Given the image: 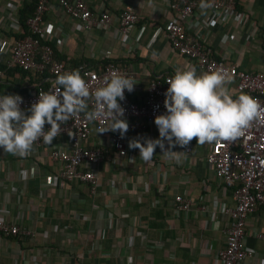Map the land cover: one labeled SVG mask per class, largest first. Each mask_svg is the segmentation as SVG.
Listing matches in <instances>:
<instances>
[{"label":"crops","instance_id":"crops-1","mask_svg":"<svg viewBox=\"0 0 264 264\" xmlns=\"http://www.w3.org/2000/svg\"><path fill=\"white\" fill-rule=\"evenodd\" d=\"M30 1L0 0V60L4 57L2 43L8 45L22 30L19 10ZM82 1L91 10H107L112 22L103 30L87 31L64 13L58 0H50L44 20L48 33L60 40V44L53 42L58 55L86 64L122 61L135 73L142 88L152 77L170 74L184 94L200 91L215 100L234 94L233 85L225 88L215 76L201 71L170 46L163 32L171 14L167 0ZM126 7L136 12L139 21L121 39L118 17ZM235 9L227 23L213 24L210 11L197 5L192 16L201 22L197 36L205 40L216 58L250 72L262 70L264 0H237ZM143 94L136 92L132 97L141 99ZM18 122L19 130L27 126V122ZM133 139L137 152L132 159L117 157L108 148V158L101 164L100 192L95 197L89 195L84 184L56 180L60 166L49 157L20 160L4 150L0 154V211L35 236L21 246L0 235V257L11 261V256L25 255L20 263L41 260L42 264H64L62 255H71L67 263L83 264L82 255L79 258L74 256L77 252H70L79 244L65 243V230L70 227L79 238L90 239L94 231L89 226L100 221L103 232L98 235L110 242L106 243L110 253L104 252L109 257H103L102 264H220L216 257L226 247L225 228L230 221L221 210L223 206L232 207L233 199L232 190L224 187L206 163L208 139L196 130L192 149L186 153L177 131L163 122L152 124L147 134H134ZM108 190L116 196L109 195ZM179 193L189 197L192 206L175 216L174 195ZM95 205L100 207L101 218ZM81 223L88 231L85 236L78 231ZM245 230L247 244L254 251L252 258L240 264H264V239L257 236L264 233V206L248 216ZM48 239L56 248L42 246Z\"/></svg>","mask_w":264,"mask_h":264},{"label":"built area","instance_id":"built-area-1","mask_svg":"<svg viewBox=\"0 0 264 264\" xmlns=\"http://www.w3.org/2000/svg\"><path fill=\"white\" fill-rule=\"evenodd\" d=\"M58 2L64 13L87 31L103 30L112 22L107 10H91L82 0ZM236 2L167 0L171 14L163 32L170 46L198 69L215 76L225 88L234 86L232 96L205 101L202 96L180 92L170 74L152 77L142 88L128 66L114 61L99 68L80 64L71 81L60 82L57 77L71 75L72 68L52 57L53 42L60 40L48 33L44 20L50 0H35L34 13L25 22L28 34L8 45L2 43L0 88L10 68L32 74L47 71L44 80L48 85L39 83L24 94L0 89V154L9 150L20 160L49 157L60 166L56 180L84 184L89 195L95 197L108 148L117 157L132 159L137 152L133 135L147 134L152 124L163 122L177 131L184 151L189 153L192 135L200 130L209 144L206 163L224 187L232 190L233 206L221 210L230 220L225 228L226 247L216 259L220 264H240L252 258L254 250L247 244L245 227L248 216L264 206V69L250 72L216 58L205 40L197 36L200 20L192 17L196 6L201 5L210 11L213 24L227 23L236 11ZM138 21L131 7L119 14L121 39ZM136 92L144 93L141 99L132 97ZM49 108L56 110L54 116L27 122L17 132L3 130L14 126V115L21 117ZM191 206L189 197L174 195L175 216ZM0 235L28 240L35 233L10 220L3 210ZM257 236L264 239L262 232Z\"/></svg>","mask_w":264,"mask_h":264},{"label":"trees","instance_id":"trees-1","mask_svg":"<svg viewBox=\"0 0 264 264\" xmlns=\"http://www.w3.org/2000/svg\"><path fill=\"white\" fill-rule=\"evenodd\" d=\"M34 9H35V0H31L29 3L25 2L23 4L22 8L19 10L18 23H19V26L21 27L22 30L20 31V33H17L14 35V37H16V39H22L28 34L25 22L27 21V19L29 17H31L33 15ZM53 49H54V51L52 53L53 59L61 61L64 63L65 66L72 68V74L71 75H62L60 77L58 76L57 79L63 83L71 81L73 79L74 75L77 73V67L80 64H86V63L76 62L73 60L68 61L66 59V57L57 54V49H55L54 45H53ZM108 61H114V62L122 63V61L120 62L118 60L108 59V60H103L102 62H98V63H94V64H86V65L93 66L94 68H99L100 66L103 67V65H105V63H107ZM0 67H3L1 60H0ZM47 75H48L47 71H44L41 74L40 73L32 74L30 72L23 71L19 68H14V69L10 68V69H7L5 72V83L1 84L0 89L2 90L4 88L6 91L11 92V93H17V92H19L21 94L28 93L32 87L37 88L39 83H41L42 87H46L48 85V82L46 80H44V78ZM1 90H0V92H2ZM192 93L196 96H202L205 99V101L215 100L212 98L205 97V95L203 93H201L200 91L199 92L198 91H192ZM219 100H223V99H219ZM65 107H67V106H65ZM55 111L56 110L54 108H49V109H43L42 111H39V112H34V113L29 112L25 116H21L20 118L18 115L17 116L14 115V117H13V125L14 126H12L11 128L3 129V130H9V132H17V131H19V129L16 128L18 121L25 122V123L26 122L35 123L40 118H49V117L54 116ZM19 119H21V120H19ZM9 239L11 241H18L21 246H24L25 244L28 243L27 239L23 238L21 236L9 237ZM107 239L108 238L104 237L103 241L105 242V245H106V243L108 245H110V242H106ZM53 245H54V248H56L55 244H51V246H53ZM109 263H110V261H109ZM111 263H112V261H111Z\"/></svg>","mask_w":264,"mask_h":264},{"label":"rangeland","instance_id":"rangeland-1","mask_svg":"<svg viewBox=\"0 0 264 264\" xmlns=\"http://www.w3.org/2000/svg\"><path fill=\"white\" fill-rule=\"evenodd\" d=\"M141 162H143V160H141ZM99 188H101V183L99 184L98 189L96 191L97 194L100 192ZM108 192L110 193L109 195L116 196L114 193H111L110 190H108ZM97 194H96V196H97ZM105 209H108V207H106ZM94 210H96L98 212L97 215H99V218H101V215H103V214H102V212H100L101 211L100 207L95 205ZM105 215H107V212H105ZM81 225H83V227L79 229V226H81ZM70 226L72 228H74V230L77 229L76 227L72 226L71 224H70ZM85 226L86 225H84L82 223L78 225V231L80 232L81 236L82 235L85 236V234L88 233V231H86L84 229V228H86ZM89 227H92V230L94 231V233H90V234H93L92 238H90V239L88 238L86 240H83L82 237L79 238L80 235L78 236V234L76 232H72L71 230H69L70 227H68V229L65 230L66 231L65 232V236L67 235V239L65 240V243L67 245H69V246H71V244H73L72 246L76 245V247L78 246L77 244H79V246L77 248L72 247L70 249V252H77V253H74V256L78 255L79 258H80L79 255H82V259L83 260L82 259L81 260H82L83 264H102L103 257L104 258H108L109 256L107 257V254L110 253V252H108L106 250L107 249V245H105V242L103 241L104 238H101L98 235L99 231L101 233L103 232L102 231L101 222L100 221L94 222ZM101 233H99V234H101ZM95 237L97 239H95ZM98 237H99V239H98ZM43 243H42L43 244L42 246H44V245L50 246L48 244H55V242L53 240H51V239H48V242L44 241ZM86 244H89L88 248H87ZM50 247H52L54 249V245L50 246ZM16 249H18V247H16ZM86 252H89V253L87 254ZM104 252H108V253L104 255ZM41 254H42V252H41ZM62 256L64 257L63 259L66 260V262L64 264H74V262L70 263V261H68V263H67V260H69L71 255H67V257H66V255H62ZM12 257L13 256L10 257L11 261L10 260L7 261L8 258L5 259L4 257H0V264H23V263H20V262H21L22 258L25 257V255L24 256L23 255L22 256L18 255L19 260H18V257H16V258H12ZM39 257L37 256V258H39ZM15 259H16V261H15ZM32 264H42V261L39 260V261L36 262V260H35V263L32 262Z\"/></svg>","mask_w":264,"mask_h":264}]
</instances>
